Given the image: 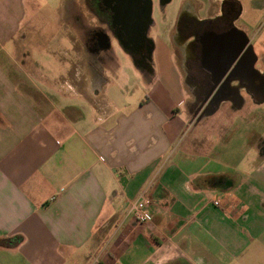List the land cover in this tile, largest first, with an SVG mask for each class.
I'll use <instances>...</instances> for the list:
<instances>
[{"label": "crops", "instance_id": "obj_1", "mask_svg": "<svg viewBox=\"0 0 264 264\" xmlns=\"http://www.w3.org/2000/svg\"><path fill=\"white\" fill-rule=\"evenodd\" d=\"M0 1V264H264V156L250 167L254 155L240 141L244 155L224 169L216 154L199 153L204 141L185 143L176 112L187 93L168 43H154L148 69L135 66L151 85L137 106L80 71L46 79L52 90L31 87L11 54L24 18L12 25L11 16L25 0ZM225 2L239 7L243 32L256 24L252 14L264 15V0L216 8ZM158 74L169 89L157 91ZM158 93L174 100L158 103ZM140 197L153 201L147 224L129 213Z\"/></svg>", "mask_w": 264, "mask_h": 264}, {"label": "flooded vegetation", "instance_id": "obj_2", "mask_svg": "<svg viewBox=\"0 0 264 264\" xmlns=\"http://www.w3.org/2000/svg\"><path fill=\"white\" fill-rule=\"evenodd\" d=\"M171 1L74 0L69 15H76L72 28L79 38L75 39L83 43L89 61L102 66L101 73L118 65L121 56L145 71L154 50L149 32L156 3L164 12ZM185 13L171 32L169 43L179 56L187 96L191 91L199 97L195 107L201 115L199 121L226 106L231 118L241 113L243 119L239 118L252 126L246 142L248 152H254L258 159L263 157L264 114L248 117L244 112L264 107V25L244 32V37L236 26L240 9L231 2L200 20L192 11ZM244 43L245 49L238 54ZM190 105L187 97L189 114L194 109Z\"/></svg>", "mask_w": 264, "mask_h": 264}, {"label": "rangeland", "instance_id": "obj_3", "mask_svg": "<svg viewBox=\"0 0 264 264\" xmlns=\"http://www.w3.org/2000/svg\"><path fill=\"white\" fill-rule=\"evenodd\" d=\"M187 1H190L188 3L190 7L198 10L201 17H206L219 5V0H172L163 12L158 2V4L156 3V9L153 14L154 25L149 32V36L154 43L157 40H161L171 46L178 64H180L179 56H177L174 46L169 43V39L182 11L184 9V12L192 11L190 7L185 5ZM251 1L245 0V3ZM73 2L74 0H25L24 9L21 8L20 15L12 13V25L16 23L18 17H24L22 20V31L16 35L20 49L18 52H13L11 49V54H13L14 58H18L21 62L25 63V68L29 70V78L32 82H28V80L27 84L31 87L32 85H38L40 88L52 90L49 81L46 80L48 78H60L62 75H68V73L75 74V71H80L83 74L91 73L94 84H100L99 86L106 93L119 94L118 99L117 96L115 97L119 104L123 105L125 102L137 106L140 100H145L149 96L151 85L148 86L144 82L142 73L135 68L133 63L123 56L119 59L117 69L116 66L114 67L112 65V67H109L111 69L107 68L103 73L100 72L101 65H96V63L89 61L83 43L81 44L75 39V37L78 39L79 35L72 28L75 26L74 19L76 15L75 13L69 15V12L71 11V3ZM254 2L256 5L261 0H254ZM13 4V8H10L16 10L17 6H19V1ZM0 7H3L0 19L4 20L7 18V7L4 1H0ZM257 8L261 7L258 6ZM257 12H255V15ZM261 14L260 9L256 16L252 14V17L256 20V24H253L254 27L252 30H255L262 24L264 25V15ZM243 24L240 23V26H243ZM155 58L154 54V66ZM72 62H75V64L73 63V67L71 66ZM151 64L152 62L149 65ZM5 66H8L12 74L19 73L15 65ZM96 72H99V74ZM42 75L43 77H41ZM154 81L158 92L171 87L166 83L164 76L161 77L160 74L156 75ZM67 87L70 88L69 86ZM70 92L72 91L70 90ZM122 92L125 93V96H121ZM190 92L188 91L187 97L191 104L190 107H194L190 111V118L187 119L188 115L184 105H180L179 112H176L179 116L178 119L186 121V128L184 129L186 130V134L183 137L185 143L186 140L189 141L194 138H197L200 143L204 141L205 144H200L199 153L208 158L216 154V158L222 165L220 167L227 164L229 158L236 157L239 159L242 157L245 152L240 149V141L248 142L251 125L249 124L247 126L245 121L243 122L240 119L242 118L241 113L231 118L227 106L216 114L215 111L207 113L204 116V120L199 121L201 115L195 112L199 97L195 92H193L194 94ZM157 100L158 103H162L164 101L171 102L174 99L172 96L167 97L163 96V93H158ZM67 102L73 104V100ZM244 113L248 117L254 115L260 116L261 113L264 114V107L258 110L245 111ZM262 120L264 121V119ZM233 140L237 143H231ZM251 153L254 155V152ZM254 162L255 155L250 167H255L256 164ZM223 168L225 169L227 167L225 166ZM226 177H228L227 174ZM227 180V178L226 180L221 179V182L225 183ZM222 185H217V188L221 189L223 187Z\"/></svg>", "mask_w": 264, "mask_h": 264}, {"label": "built area", "instance_id": "obj_4", "mask_svg": "<svg viewBox=\"0 0 264 264\" xmlns=\"http://www.w3.org/2000/svg\"><path fill=\"white\" fill-rule=\"evenodd\" d=\"M152 204V199L147 197H140L139 199L132 202L129 213L139 224L150 223L152 221V217L146 212V209L152 206ZM214 204L218 206L220 203L216 201Z\"/></svg>", "mask_w": 264, "mask_h": 264}, {"label": "water", "instance_id": "obj_5", "mask_svg": "<svg viewBox=\"0 0 264 264\" xmlns=\"http://www.w3.org/2000/svg\"><path fill=\"white\" fill-rule=\"evenodd\" d=\"M242 34L244 35V37H246V34H245L244 32H242ZM245 46H246V45H245V43H244V44L241 46V48L238 50V54H241V52H243V50L245 49ZM229 69H230V67L227 68L226 72H227ZM224 75H225V74H223V76L221 77L220 80L223 79Z\"/></svg>", "mask_w": 264, "mask_h": 264}, {"label": "bare ground", "instance_id": "obj_6", "mask_svg": "<svg viewBox=\"0 0 264 264\" xmlns=\"http://www.w3.org/2000/svg\"><path fill=\"white\" fill-rule=\"evenodd\" d=\"M180 42V41H179Z\"/></svg>", "mask_w": 264, "mask_h": 264}]
</instances>
